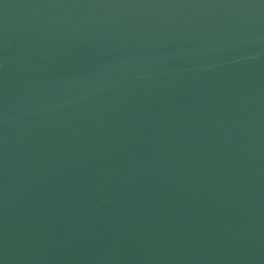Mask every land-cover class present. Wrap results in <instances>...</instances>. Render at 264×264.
Wrapping results in <instances>:
<instances>
[{"label": "water", "instance_id": "obj_1", "mask_svg": "<svg viewBox=\"0 0 264 264\" xmlns=\"http://www.w3.org/2000/svg\"><path fill=\"white\" fill-rule=\"evenodd\" d=\"M0 264H264V0H0Z\"/></svg>", "mask_w": 264, "mask_h": 264}]
</instances>
